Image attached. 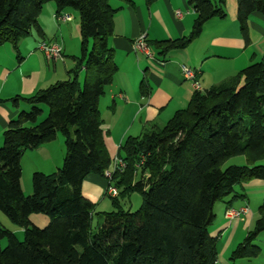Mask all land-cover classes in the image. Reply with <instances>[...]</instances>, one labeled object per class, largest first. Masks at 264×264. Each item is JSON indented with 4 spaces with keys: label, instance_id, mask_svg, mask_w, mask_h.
I'll list each match as a JSON object with an SVG mask.
<instances>
[{
    "label": "trees",
    "instance_id": "16d2710c",
    "mask_svg": "<svg viewBox=\"0 0 264 264\" xmlns=\"http://www.w3.org/2000/svg\"><path fill=\"white\" fill-rule=\"evenodd\" d=\"M110 1L0 0V48L10 44L18 60L19 42L32 30L42 35L37 20L46 3L55 4L56 14L76 11L80 29V57L69 78L28 98L11 100L15 107L22 102L29 110H20L3 133L0 212L23 231V240L0 224V264H216L217 238L209 232L215 205L238 197L236 189L245 183L264 182L263 56L221 84L194 92L188 106L162 127L153 126L123 142L118 157L126 168L106 179L107 185L117 181L124 196L138 191L142 205L135 212L117 206L92 230L95 206L83 196L82 184L91 174L104 177L111 163L98 107L118 71L110 37L119 9ZM187 4L196 15L190 35L155 42L160 57L186 49L207 22L226 17L223 0ZM253 12L264 15V0H236V18L244 35ZM80 69L82 87L77 79ZM140 93H148L144 81ZM42 107L48 112L38 121ZM56 133L64 140L62 165L51 175L34 172L32 194L25 195L21 158L54 141ZM239 156L245 165L222 168ZM258 214L253 231L232 251L230 260L259 256L260 249L252 243L264 232V202ZM32 215L45 216L49 222L38 228L30 221Z\"/></svg>",
    "mask_w": 264,
    "mask_h": 264
},
{
    "label": "crops",
    "instance_id": "0c3cea01",
    "mask_svg": "<svg viewBox=\"0 0 264 264\" xmlns=\"http://www.w3.org/2000/svg\"><path fill=\"white\" fill-rule=\"evenodd\" d=\"M187 1L154 0L150 4L146 0L110 1L113 8L119 9L113 19V35L110 37L118 71L112 84L100 98L98 107L102 120V139L111 161L118 156L119 148L127 138L148 133L153 126L162 127L177 111L188 106L194 90L191 82L183 77L181 66L193 70L202 90L207 91L235 76L250 64L260 61L264 56V15L253 12L248 18L244 35L236 18V0H223L224 9L227 1L230 5L229 12L225 9V18H215L207 22L199 36L186 49L172 51L160 57L153 47L155 42L181 39L191 33L196 15ZM211 1L216 3L220 0ZM177 12H180V17L176 16ZM66 13L73 19L67 23H58L54 19L55 4L49 2L43 6L37 20L42 35L32 30L18 44V62L22 67L28 68H14L16 71L9 74L10 69L5 65V58L11 60L12 54L17 56V53L10 44L0 48V146L8 123L17 117L20 110L28 108L22 102L15 107L11 100L16 96L28 98L56 82L65 81L69 78V72L77 68L74 57L70 58V63L67 62L69 57L66 53V30L76 32L80 42L79 15L76 11L73 14L72 10H66ZM50 26H54L52 35L48 34ZM140 36H144L149 43L152 58H145L133 51L132 44ZM40 41L59 43L63 48V60H46L37 50ZM60 62L62 64H58ZM30 64H37L40 68H31ZM11 75H16L17 82L15 81L11 90L4 92ZM83 78L84 70L80 69L77 75L80 85ZM142 81L147 86V95L140 93ZM17 84L20 89H17ZM42 110L38 121H42L47 115V108L42 107ZM57 137L62 136L56 133L55 138ZM51 144L52 142L25 152L21 158L22 172L23 163L30 164L33 171L40 170V163L47 167L54 165L57 160ZM227 164L231 165L229 162ZM232 164L242 166L246 161L243 156H239L237 163ZM91 175L82 184V194L90 202L102 188L96 176ZM22 180L23 174V193L31 194V188L24 186ZM256 188L261 189L263 196L264 182L253 180L236 189L235 196L238 194V197H229L220 202L221 206H216L219 202L215 205V219L210 225H214V231L210 234L217 238V253L219 248L225 254L229 250L231 253L239 244L240 241L235 236L241 225L246 223V217L251 214L248 197L258 193L254 192ZM261 200L264 202V197ZM242 207H247L248 211L240 219L229 220L225 217L228 209L237 210ZM33 216L46 225L49 222L45 216L32 215L30 221L33 225ZM263 234L264 232L261 233ZM229 256L222 259V264H230Z\"/></svg>",
    "mask_w": 264,
    "mask_h": 264
},
{
    "label": "rangeland",
    "instance_id": "374dc122",
    "mask_svg": "<svg viewBox=\"0 0 264 264\" xmlns=\"http://www.w3.org/2000/svg\"><path fill=\"white\" fill-rule=\"evenodd\" d=\"M229 1H227L225 9L227 10V12H229ZM73 14H75V11L72 10ZM77 17V15H76ZM73 19V18H72ZM71 19V20H72ZM70 20V21H71ZM78 20V17H77ZM54 33V26H50L49 30H48V34L52 35ZM66 53L69 57L67 62H71L70 58L74 57L75 60L80 57V42L77 40V35L76 32H72V30L67 29L66 30ZM12 54V53H11ZM13 59L10 60V58H5L6 62L5 65L7 66V68H9V74H12L14 71H16L14 68H28L26 67H22L23 65L20 64L18 62L17 56L12 54ZM263 55L261 54V57ZM10 60V62H9ZM66 62V63H67ZM58 64H62L61 62ZM33 64H30L31 68H40L38 67L37 64H35L33 67ZM50 68H52V64L50 63ZM84 79V78H83ZM15 81L17 82V78L16 75L13 76L11 75L10 78L8 79V83L5 85L4 87V92L11 90L13 85L15 84ZM83 85V82L81 83V87ZM18 88L20 89V85L17 84L16 85ZM28 108H26L23 111H28L29 110V106H27ZM60 134V133H59ZM61 135V134H60ZM62 136V135H61ZM51 147H53L54 150V154L56 156V160L57 162L52 165V166H44L42 165L43 163H40V165H38V168L40 170H32V166L26 165V163H23V180L22 183H24V186L28 187L29 189L31 188V194H32V174L34 172H39V173H43L44 175H51L53 173L56 172V170L58 168L61 167L62 165V161H63V157H64V140L62 139V137H57L55 138L54 141H52ZM30 154V153H29ZM239 159V157H234L229 159V161H227V163L229 162L231 165L225 163L222 168H226L228 166H232L235 164L233 163H237V160ZM47 167V168H46ZM148 173H146L145 178L148 176ZM91 176H96V178L100 181V183L102 184V188L96 192L95 196H93L94 198H92L93 200L91 201L94 206V213H93V217H92V230L95 231L96 228L102 223V221L104 220V214L106 213H110V212H114L117 211V206L120 207L121 209H123L124 211H131V212H135L137 211L140 206L142 205V195L138 192V191H131L129 193V195L124 196L123 192H124V187H120V186H116V183L114 182L113 187H117L119 195L118 197L114 200L111 199L109 196L106 195V190H107V180L106 178L97 175V174H93ZM257 194H252L251 196L248 197V204L249 207L251 209V214L246 217V223L244 225H241L240 230L237 231L235 238L237 239V241H240L239 243H242L243 240L245 239V237L247 236L248 233H250L251 231H253L254 229V225H255V221L257 220L259 214H258V209L261 206V204L263 203V201L261 200L263 196H261V189L259 190V188H256V191H254ZM29 194V195H31ZM98 195V196H97ZM97 196V197H96ZM221 203L219 202L216 206H221ZM218 208V207H217ZM240 209V208H239ZM0 221H1V226L4 227L6 230L13 232V234L16 235V237L22 241L23 240V231L18 228L17 226L13 225L1 212H0ZM33 222L35 225H37L38 228H44L46 226V224L43 223V221L35 216H33ZM214 226V225H213ZM209 226V232H213L214 227ZM7 242L6 240H3L1 242V246L4 248L6 246ZM253 246H256L260 249V254L257 258L255 259H237V260H230V264H264V234L261 235L259 234L257 239L252 243ZM219 253H218V262L217 264H222V259H227V257L229 255H231L230 250L227 252V254H225L226 252H223V250H221V248H219ZM225 255V256H223ZM230 257V256H229Z\"/></svg>",
    "mask_w": 264,
    "mask_h": 264
},
{
    "label": "built area",
    "instance_id": "2783aa9c",
    "mask_svg": "<svg viewBox=\"0 0 264 264\" xmlns=\"http://www.w3.org/2000/svg\"><path fill=\"white\" fill-rule=\"evenodd\" d=\"M176 16L180 17V12H177ZM54 19L58 23H67L71 20V17L67 13H61L55 14ZM132 49L135 54L142 55L145 58L149 59L153 57L151 49L148 46L144 36H140L133 42ZM37 50L42 53L45 59L48 61L55 62L56 60H63V48L57 42L40 41L37 45ZM181 73L185 80L191 82L194 92H203L200 84L196 80V74L193 70L186 66H181ZM143 161L144 158H142V161L136 167L139 168ZM125 168L126 163L117 156L111 161L108 169L104 171V177L107 180H110L115 173L124 172ZM106 195L110 198H115L118 196V190L113 186L107 185ZM247 211V207H242L237 210L228 209L225 212V217L229 220L240 219L242 216L247 214Z\"/></svg>",
    "mask_w": 264,
    "mask_h": 264
}]
</instances>
